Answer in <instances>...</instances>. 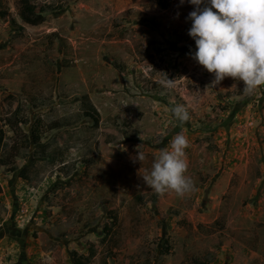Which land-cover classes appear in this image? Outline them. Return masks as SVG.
I'll use <instances>...</instances> for the list:
<instances>
[{"label": "rangeland", "instance_id": "obj_1", "mask_svg": "<svg viewBox=\"0 0 264 264\" xmlns=\"http://www.w3.org/2000/svg\"><path fill=\"white\" fill-rule=\"evenodd\" d=\"M19 1L0 0L1 155L19 144L15 165L31 167L0 168V264H72L71 251L89 264H264V88L210 86L189 55L187 0H29L54 7L37 26ZM176 104L191 119L165 129ZM17 108L39 136L27 152L3 121ZM177 132L194 190L157 194L142 177Z\"/></svg>", "mask_w": 264, "mask_h": 264}, {"label": "clouds", "instance_id": "obj_2", "mask_svg": "<svg viewBox=\"0 0 264 264\" xmlns=\"http://www.w3.org/2000/svg\"><path fill=\"white\" fill-rule=\"evenodd\" d=\"M187 3L193 8L187 16L191 22L187 34L195 46L189 55L213 75L210 86L232 78L249 94L264 88V0H187ZM162 83L169 89L174 86V80L166 76ZM168 111L170 118L165 129L169 125L182 128L191 119L183 104ZM166 135L167 131L163 132L156 143H161ZM143 147L136 146L134 161L146 159ZM188 147L189 140L181 132L172 136L167 147L156 150L150 169L142 177L144 183L157 194L174 192L180 197L193 191V180L187 174Z\"/></svg>", "mask_w": 264, "mask_h": 264}, {"label": "trees", "instance_id": "obj_3", "mask_svg": "<svg viewBox=\"0 0 264 264\" xmlns=\"http://www.w3.org/2000/svg\"><path fill=\"white\" fill-rule=\"evenodd\" d=\"M18 17L20 18L21 22L24 24H27L29 26H37L40 25L44 22L45 16L44 12L46 10H53L54 7L52 6H47V9L41 8L37 9L35 5H33L29 0H20L18 4ZM6 15L5 12L0 11V16L4 17ZM11 26H16V23L14 20L10 21ZM81 109L84 113H95L96 111L94 110L93 106L91 105L88 96L83 95L81 97ZM44 104V103H41ZM5 126L9 128V130L14 134V136L18 137L20 140V145H23V150L27 152L29 150L30 146V141L29 139H32V142L34 145L39 144V136L37 134L32 133L31 136H27L25 133L21 131V126L26 125L28 123L27 119H23L20 115V109L17 108L12 116L8 117L7 119L3 120ZM52 125L50 126V129H59V128H64L68 126V120L67 119H60L59 121H54L51 123ZM4 135L5 132L0 129V168H7L11 172H16L18 171V176L20 178H27V174L29 172V168L31 167V164L22 168L18 169V167L15 165L13 159L16 157H22V153L20 154L21 146L19 147L18 145L11 146L9 151L5 155H1L2 148H3V141H4ZM41 147H38V150ZM38 150L33 151L32 156L33 157H41V154L38 152ZM14 151V153H12ZM49 154L46 155L48 158ZM25 157V156H24ZM53 157V156H52ZM70 257L72 260V264H89L91 260L90 254L88 255H82L79 254L76 251H71L70 252ZM196 264H209L208 262H198Z\"/></svg>", "mask_w": 264, "mask_h": 264}]
</instances>
